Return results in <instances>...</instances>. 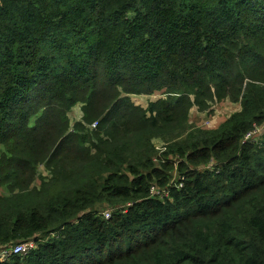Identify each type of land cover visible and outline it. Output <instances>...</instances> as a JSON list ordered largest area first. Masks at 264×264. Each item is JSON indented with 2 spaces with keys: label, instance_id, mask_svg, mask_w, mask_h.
<instances>
[{
  "label": "trees",
  "instance_id": "trees-1",
  "mask_svg": "<svg viewBox=\"0 0 264 264\" xmlns=\"http://www.w3.org/2000/svg\"><path fill=\"white\" fill-rule=\"evenodd\" d=\"M226 97L239 109L170 150V181L151 138ZM262 122L264 0H0V244L34 242L0 264H264V131L242 140Z\"/></svg>",
  "mask_w": 264,
  "mask_h": 264
},
{
  "label": "rangeland",
  "instance_id": "rangeland-1",
  "mask_svg": "<svg viewBox=\"0 0 264 264\" xmlns=\"http://www.w3.org/2000/svg\"><path fill=\"white\" fill-rule=\"evenodd\" d=\"M160 97H162V94L159 91V92H152L151 94H130L128 96V100L132 104L144 108L149 101H153ZM79 105L80 104L76 103L74 106L70 107V109L66 113L68 117L69 126L80 117ZM210 108H211L210 112H206V111H197L194 106H190L187 110L186 121L184 122V125L187 128L176 137L175 143H171V142L168 143L167 139H165L167 137L151 138V144L154 152L152 155V163L155 166H160L159 162L160 160L163 161L162 160L163 158L171 160L173 162V166L170 167V169L167 171V175L169 176L170 180H174L178 176L176 171V162L178 160V157L172 152H170V150L175 149V147L184 144L187 134L192 133L190 131L194 130V128L208 130L217 127V125L220 124L222 121H224V119H226L231 113L239 109V104L238 101H231L226 97L220 101L212 103ZM174 127L175 125L172 124L166 126V129H171V128L173 129ZM256 127L258 131L255 135L259 136L264 131V122H262L260 125H257ZM181 129L182 127L178 129H174L173 131L181 130ZM156 142L159 143L157 144ZM213 163L214 161L210 160V162L200 165L197 168L212 169ZM34 169H35L34 180L29 184V187L32 186L38 188L41 185V183L44 182L45 178L48 177V172L44 168L43 164L36 165ZM8 194H10V192L5 188V185H0V196L8 195ZM127 204L128 202H126L125 204L122 203V204H116L114 206H110V205H104L98 203L95 205V208L100 212H103L105 210L109 212L115 208H119L123 206L125 207ZM39 236H41V234L35 233L32 237H39ZM28 239H33V238H28ZM14 242L15 241H8V243L0 244V246L13 244Z\"/></svg>",
  "mask_w": 264,
  "mask_h": 264
},
{
  "label": "built area",
  "instance_id": "built-area-1",
  "mask_svg": "<svg viewBox=\"0 0 264 264\" xmlns=\"http://www.w3.org/2000/svg\"><path fill=\"white\" fill-rule=\"evenodd\" d=\"M94 126H95V122H92L90 124V127L92 128ZM256 126L257 125H252V127L244 133L242 140H253L254 141L258 136V135H255L258 131ZM180 185L181 183L179 182V180H176L173 184V186L175 187H179ZM148 195L149 197L162 198L167 195V189L164 187L158 188V186H156L155 184H151L148 188ZM101 214L104 218H107L109 216V212L106 210L101 212ZM33 246H34V242L32 239H26L24 241L15 242L9 245H1L0 246V260L6 258L7 256L11 254H16V253L24 254L25 252L30 250Z\"/></svg>",
  "mask_w": 264,
  "mask_h": 264
},
{
  "label": "crops",
  "instance_id": "crops-1",
  "mask_svg": "<svg viewBox=\"0 0 264 264\" xmlns=\"http://www.w3.org/2000/svg\"><path fill=\"white\" fill-rule=\"evenodd\" d=\"M212 129H214V128H212ZM157 141V140H156ZM157 144L159 143V142H156Z\"/></svg>",
  "mask_w": 264,
  "mask_h": 264
}]
</instances>
